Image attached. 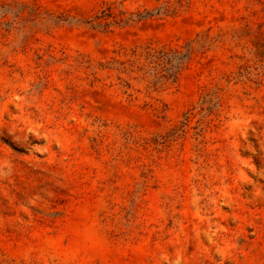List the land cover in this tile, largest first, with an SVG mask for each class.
I'll use <instances>...</instances> for the list:
<instances>
[{
	"label": "rangeland",
	"instance_id": "rangeland-1",
	"mask_svg": "<svg viewBox=\"0 0 264 264\" xmlns=\"http://www.w3.org/2000/svg\"><path fill=\"white\" fill-rule=\"evenodd\" d=\"M0 264H264V0H0Z\"/></svg>",
	"mask_w": 264,
	"mask_h": 264
},
{
	"label": "trees",
	"instance_id": "trees-1",
	"mask_svg": "<svg viewBox=\"0 0 264 264\" xmlns=\"http://www.w3.org/2000/svg\"><path fill=\"white\" fill-rule=\"evenodd\" d=\"M113 14L114 13L111 9H108V13H105V16L111 17ZM150 16H152L150 11L137 12L135 14V18L138 20ZM128 20H131V17L126 19L121 18L119 21L127 22ZM146 58L150 59L151 63H153L154 78H156L157 81H168L171 79H177L181 67H183L190 58V53L183 52L177 48H162L158 50L149 49L146 51ZM128 61L134 63L131 59ZM119 63L120 65L125 64L124 61H120Z\"/></svg>",
	"mask_w": 264,
	"mask_h": 264
}]
</instances>
